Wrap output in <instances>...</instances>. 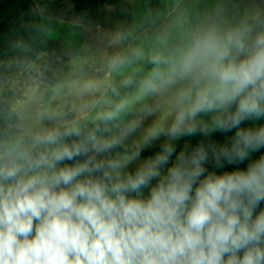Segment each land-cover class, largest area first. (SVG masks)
Returning a JSON list of instances; mask_svg holds the SVG:
<instances>
[{
  "label": "clouds",
  "instance_id": "obj_1",
  "mask_svg": "<svg viewBox=\"0 0 264 264\" xmlns=\"http://www.w3.org/2000/svg\"><path fill=\"white\" fill-rule=\"evenodd\" d=\"M138 2L0 115V264H264V0Z\"/></svg>",
  "mask_w": 264,
  "mask_h": 264
},
{
  "label": "rangeland",
  "instance_id": "obj_2",
  "mask_svg": "<svg viewBox=\"0 0 264 264\" xmlns=\"http://www.w3.org/2000/svg\"><path fill=\"white\" fill-rule=\"evenodd\" d=\"M34 1L39 15L38 33L44 40L59 42L61 53L43 55L35 61L0 62V104L8 101L10 105L32 106L40 99L32 95L33 90L44 93V99L47 88H53L91 55L102 33L130 20L139 7L138 0H122L119 13L107 7L79 13L69 0Z\"/></svg>",
  "mask_w": 264,
  "mask_h": 264
},
{
  "label": "trees",
  "instance_id": "obj_3",
  "mask_svg": "<svg viewBox=\"0 0 264 264\" xmlns=\"http://www.w3.org/2000/svg\"><path fill=\"white\" fill-rule=\"evenodd\" d=\"M69 1L73 10L79 13H90L101 7L114 9L119 13L123 5L122 0ZM38 28L39 15L34 0H0V62L35 61L43 55L59 56L60 43L44 40L38 33ZM51 87L45 90L44 99L50 97ZM9 106L8 101L0 104V115Z\"/></svg>",
  "mask_w": 264,
  "mask_h": 264
}]
</instances>
